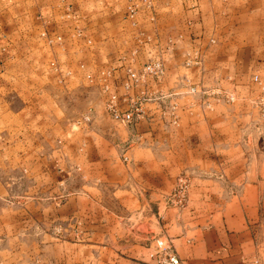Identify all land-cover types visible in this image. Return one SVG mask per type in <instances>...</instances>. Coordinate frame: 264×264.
Masks as SVG:
<instances>
[{
	"label": "crops",
	"instance_id": "crops-1",
	"mask_svg": "<svg viewBox=\"0 0 264 264\" xmlns=\"http://www.w3.org/2000/svg\"><path fill=\"white\" fill-rule=\"evenodd\" d=\"M6 1L0 156L22 166L26 184L22 199L0 201V264H151L154 238L170 241L181 264H264V117L252 103L264 85V0H153L150 10L139 8L136 24L152 37L141 45L164 66L152 88L173 95L168 114L177 118L135 126L127 161L115 143L129 130L103 106L89 128L67 126L42 78L47 52L37 36L42 27L63 33L80 17L103 18L102 30L88 22L102 53L94 48L86 58L116 67L118 80L121 59L109 44L125 42L126 2L82 13L66 0ZM63 67L47 82L68 93L79 75ZM189 83L218 85L235 98L195 105L182 92ZM148 105L156 118V104ZM185 172L187 199L176 207L167 197ZM18 192L0 184V194Z\"/></svg>",
	"mask_w": 264,
	"mask_h": 264
},
{
	"label": "rangeland",
	"instance_id": "rangeland-1",
	"mask_svg": "<svg viewBox=\"0 0 264 264\" xmlns=\"http://www.w3.org/2000/svg\"><path fill=\"white\" fill-rule=\"evenodd\" d=\"M66 1L74 3L76 9L78 11H81L82 13L83 12L87 13V12H90L91 10L101 11V10L107 9L106 7L110 5H111L110 7H113V9L116 10L118 8H122L124 2H126V5L133 1L138 3V0H126V1L124 0H66ZM7 6H8V3L6 0H0V30L1 31L6 30L11 22L10 18L6 16V14H8ZM35 15L37 16L38 14L35 13L34 17L36 20L38 19L40 21V18H37ZM127 19L129 22L126 21V26L123 21L119 23L117 26V28H120V30H121V27L123 28L125 26V28H123V31H125V33H128L127 37L125 38V42L124 40L121 39L122 41L119 44H115V45L112 44V46L109 44L110 46L109 49H111V51L113 50V52L118 51L117 53L119 56H117L118 57L117 60H120L122 57H124L123 60L128 61L134 56L136 60L141 62L143 60L148 59L150 56H152L150 55L149 49L147 50L146 48H143L145 47L144 45H141V44H145L146 42L149 43V40L151 39L137 40L136 32L138 30L145 31L147 33L149 32L145 30L143 27L138 26L136 24V15L133 16L132 18L127 17ZM78 20H79L78 24L82 30L81 32L82 34L79 35L78 37L72 36L71 30H70L71 26H70L68 29H65L63 33L60 32L62 35V40H63L61 46L56 43H53V44L46 43V41L43 39L40 33H37V36L41 40L40 43L46 44L45 47H46V52H47V55L44 60L45 61L44 72L41 71L43 75L42 78L46 79V83L48 84V86L52 87V92H50V94H52V99L54 101L55 100L59 101L60 102L59 105L63 106L64 116H65L64 118L67 119L66 124L69 128L73 130H76L77 128H83V127L89 128L94 112L97 111V109H100L101 106H103L104 110L106 111L105 105H104V98H105L104 93H102L99 90L98 85L95 82V79L89 81L88 78L85 77V72L87 71L95 72L97 68L100 67L99 65H96L95 62L87 60L86 58L88 54L87 51L96 52L95 49H98V51L102 53V50H103L102 45H100L99 48H97L96 46L93 47L92 44H94V42L98 40V36H94V37L93 35L91 36L92 32L88 30V22H94L93 26H95V31H98V29L102 30L101 22L104 19L103 18H91V19L89 18L88 19L85 16L82 18L80 17ZM41 25L42 23L40 22L38 24L39 30H40ZM86 31L87 32L89 31L88 32L89 37H90L89 43H87L84 39V36L86 35L85 34ZM49 33H52V32H49ZM141 42H144V43H141ZM51 60H54V63L57 64V66L60 69L61 68L64 69L63 66H66L72 71L71 73L73 74L75 73L79 75V81L72 87V89L68 93H60V91H58L56 83H53V85L51 86V84L47 82V79L50 78L49 76H51V79L53 76L52 81L55 80L57 82L58 81L57 77L59 76L58 79H60V73L62 72L61 71L58 73L51 68V66L49 65V61ZM69 63H71V65H68ZM80 63L83 64V67H79ZM39 69L41 70V67H39ZM192 85L195 86V84H190V83L185 86L183 84V87L185 88L182 91L183 93L189 95L190 103L194 102L195 105H202L205 107H210L212 103L220 101V100L229 101V100H226L224 96L217 97L210 93H203L204 95L203 96L199 92H194V93L190 92L189 87ZM151 86L153 87V84H151ZM213 87H219L223 91L222 95L231 93V92L226 91L223 87L218 86V85H213L207 88L200 87V89L202 88V89L210 90ZM196 88L199 89V87L197 86ZM258 94L259 93H257V95ZM201 95L205 97L206 99L203 98ZM234 98H235V95H234ZM255 98H252V103H254L258 107L260 114L264 117L259 105L256 104ZM171 99H174L173 95H169L167 97H162L159 99L144 100L142 104L143 111H144L142 114V117L137 120H133L130 123H124V122H120L119 120H115L108 114L107 111L106 113L109 115V117L113 121H115L116 123L124 124L128 128L129 130L128 136L125 140L121 142H127L129 145H132V143H134L133 141H135V138H134L135 133L133 131L135 126L138 127L139 125H143L145 123L149 124V122L164 123V124H166L167 122H171L169 118V114H168L171 109V107L169 108V105L175 104L174 101L173 102L170 101ZM100 102H101V105H100ZM152 102L156 104L155 107L159 111L158 116L154 119L151 118L150 115L147 114V111L149 110L148 104ZM87 107H91V121L83 122L80 119V114L83 111H85ZM176 118H177V115H176ZM2 136H3V133L0 131V142L1 143H2V138H3ZM117 143H120V142L115 143L116 148L118 147ZM0 148L2 147L0 146ZM116 150H117L116 152H117L118 158L122 160L119 155L118 148ZM13 165L15 164L12 163V161L8 159L7 156H0V184L3 186L14 185L15 190H19V192L14 195L7 194V193L0 194V201H3V202L11 201L14 197L16 200L23 198L22 190L26 182H25V178L22 177V173H23L22 166L20 164H18V166H13Z\"/></svg>",
	"mask_w": 264,
	"mask_h": 264
},
{
	"label": "built area",
	"instance_id": "built-area-1",
	"mask_svg": "<svg viewBox=\"0 0 264 264\" xmlns=\"http://www.w3.org/2000/svg\"><path fill=\"white\" fill-rule=\"evenodd\" d=\"M152 3L153 0H138V3L135 1L130 2L125 6V15L132 18L139 11V7L143 6L147 10H150L149 8H151ZM81 32L82 30L78 25H73L71 29L72 36L78 37L82 34ZM40 35L48 44L56 43L60 46L62 45L61 33H49L46 29L42 28ZM151 38V35L145 31L138 30L136 32L137 40H148ZM123 59L124 57L121 58V64L119 65L123 70V75L118 80H115L116 67L110 66H100L95 72L87 71L85 72V77L89 81L95 79L99 90L104 93V105L108 114L115 120L130 123L142 117L144 112L142 104L144 100L159 99L167 96V94H164L166 92H162L151 86V84H156L161 80L164 73V66L161 59L157 56H150L148 59L139 62L136 66L132 65L135 60L134 56L128 61H124ZM189 62L187 59L186 63L189 64ZM194 62H198V59H195ZM49 65L56 72H61V69L54 63V60L49 61ZM79 67H83V64L80 63ZM253 79L256 80L257 76L253 75ZM189 91L193 93L199 92L202 95L203 93H210L217 97L224 96L229 101L234 100L232 93L222 95L223 91L219 87H213L208 90L202 88L197 89L196 86L192 85L189 87ZM255 100L264 115V85H262L261 91L256 95ZM170 114L171 122H175L176 115L173 111ZM80 119L83 122L91 121V107H87L80 114ZM117 146L121 159L127 161V150L130 145L127 142H120ZM191 178L192 174L188 172L181 173L176 177L174 186L167 197L169 203L176 207H181L185 204ZM147 255L151 260V264H181L170 241L162 238L153 239V245Z\"/></svg>",
	"mask_w": 264,
	"mask_h": 264
}]
</instances>
